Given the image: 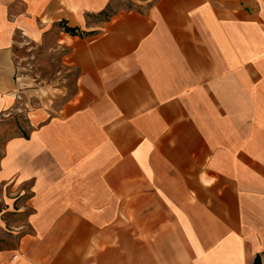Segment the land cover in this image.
I'll return each instance as SVG.
<instances>
[{
    "label": "crops",
    "instance_id": "1",
    "mask_svg": "<svg viewBox=\"0 0 264 264\" xmlns=\"http://www.w3.org/2000/svg\"><path fill=\"white\" fill-rule=\"evenodd\" d=\"M128 2L0 0V264H264V0Z\"/></svg>",
    "mask_w": 264,
    "mask_h": 264
},
{
    "label": "rangeland",
    "instance_id": "2",
    "mask_svg": "<svg viewBox=\"0 0 264 264\" xmlns=\"http://www.w3.org/2000/svg\"><path fill=\"white\" fill-rule=\"evenodd\" d=\"M116 6L128 7L129 2L116 0ZM45 50L42 47L34 49L26 45L21 48V58H15V65L24 89L34 96L33 99H40L42 103L48 99L61 103L72 92L75 73L65 68L63 58H59L60 52H47L52 58H43Z\"/></svg>",
    "mask_w": 264,
    "mask_h": 264
},
{
    "label": "trees",
    "instance_id": "3",
    "mask_svg": "<svg viewBox=\"0 0 264 264\" xmlns=\"http://www.w3.org/2000/svg\"><path fill=\"white\" fill-rule=\"evenodd\" d=\"M101 15H103L105 17V19L109 16L108 15V11L107 12H104V13H101ZM60 27L63 28V30L66 32V33H69L71 35H74L75 34V29H72V28H68L66 26H64L63 24H59ZM253 264H261V261H260V258L259 256H257L255 259H254V263Z\"/></svg>",
    "mask_w": 264,
    "mask_h": 264
}]
</instances>
